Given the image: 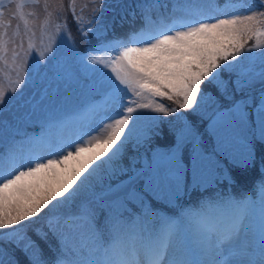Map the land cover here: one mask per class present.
<instances>
[{
  "label": "snow or ice",
  "instance_id": "1",
  "mask_svg": "<svg viewBox=\"0 0 264 264\" xmlns=\"http://www.w3.org/2000/svg\"><path fill=\"white\" fill-rule=\"evenodd\" d=\"M9 7L6 22L0 2V61L12 39L8 29L13 20L23 21L27 29L28 17L38 20L52 6L36 0V11L25 13L28 0H13ZM261 9L264 0H139L131 15L139 14L141 26L110 37L105 14L114 12V5L87 0L78 11L71 4L66 10L56 7L55 18L63 23L52 35L94 74L93 96L81 111L102 107L100 123L114 122L105 135L85 141L100 126L93 121L86 131L38 154L6 141L11 125L0 120V264H21L17 252L27 264H264V232L257 237L245 223L250 213L245 199L218 198L176 218L154 211V202L179 199L189 182L197 188L231 183L234 170H255L264 181ZM69 14L85 40L95 37L83 51L72 36ZM141 34L148 38L138 39ZM35 50L30 45L23 54L13 53L23 71L13 87H0V114L13 106L34 109L37 94L46 95L29 59ZM257 59L259 71L252 66ZM225 73L234 77L231 90ZM145 95L167 97L177 107L145 111L152 105L135 100ZM170 113L173 147L156 153L147 165L137 166L136 155L125 162L128 148L135 151L159 135ZM197 120L206 125L203 133ZM209 207L222 215L239 210L238 226L217 228ZM209 230L211 239L204 241ZM50 236L57 241L55 252Z\"/></svg>",
  "mask_w": 264,
  "mask_h": 264
},
{
  "label": "rangeland",
  "instance_id": "2",
  "mask_svg": "<svg viewBox=\"0 0 264 264\" xmlns=\"http://www.w3.org/2000/svg\"><path fill=\"white\" fill-rule=\"evenodd\" d=\"M3 3L6 16L5 21L7 22L8 14L12 12V8L9 7L13 0H0ZM47 2L52 7L49 8L48 13L40 14L39 19L36 20L33 17L27 18V29L25 24L21 20H13L12 28L8 29L9 35L11 36V41L8 43V50L4 53L3 61H0V87L5 89H10L15 85L17 79L18 71H23L19 69V61L16 60L13 55L14 52L23 54L25 50L29 48L30 45L35 47L34 56L29 58L32 60L34 67L39 71L40 75L37 77V83L46 89V95L41 97L40 94L36 96V107L25 111L24 109H18L13 106L9 110L0 114V120H7L11 127L7 130L5 134V140L9 143L15 141L22 150L34 151L38 154H42L49 150V146L53 142H62L65 139H69L73 134H78L81 130H87V127L96 121L99 123L97 130L93 131L90 136H86L84 139L87 141L90 138L103 136L106 134L107 125L113 123L114 121L105 120L102 123L101 117L105 112L102 107H97L94 111L89 110L87 113L81 111L83 105L93 96L91 89V84L94 79V74L92 71L83 67L79 61H77L68 49L65 47L63 42H60L58 35H52L56 32L57 26L63 23V18L56 19L54 15V9L58 6H62L65 10L68 8L69 4L74 5L75 9L78 11L87 0H39L40 6H43ZM139 0H105L106 5H114L115 11H108L105 14V22L110 23V34H116L118 31L125 29L126 27H136L142 24L139 14L133 18L131 12L135 10V5ZM160 4H171L172 0H158ZM29 7L25 9V13L35 12L36 0H28ZM90 6V5H89ZM159 11V9H157ZM264 11V9H261ZM250 14V13H249ZM68 23L71 27L72 36L75 39L76 46L83 51L89 43H95V37L90 36L88 40H85L79 32L76 30L75 24L72 22L71 14L68 15ZM19 24V29L17 30L16 25ZM51 25V27H49ZM178 30V29H174ZM34 33V34H33ZM52 35V39L49 40V36ZM146 34H141L138 39H147ZM8 40V37H5ZM255 43V39L248 42L246 47H251ZM138 46V45H130ZM54 53V56H53ZM102 55V54H95ZM115 55V53H112ZM51 57V59H49ZM38 61L39 63H36ZM245 66H248V62H245ZM256 71L261 68V63L257 59L252 65ZM110 71V69H108ZM27 74V73H25ZM224 79L229 80V90L232 88V79L227 73L223 74ZM259 84H256V88H259ZM39 89H37V92ZM99 99V97H96ZM138 103H150L152 105L151 109L145 111H153L156 107L164 106L168 108L177 107V105L168 100L167 97H154L150 95H145L143 97L135 98ZM210 103V102H209ZM129 106H135V104H130ZM182 112H188L190 110L181 109ZM161 117L164 116L163 113H156ZM118 118V117H117ZM168 121H174V115L169 114L165 118V121L160 124V134L153 136L147 141H143L140 147L133 151L130 146L125 155V162L130 155H136L138 159L137 166L147 165L152 157L156 153H163L168 151L173 147L175 138L169 129L172 124ZM47 125L48 131L44 133L40 130V133H36L38 127L37 124ZM83 126V127H82ZM197 126L203 133L206 125L203 121L197 120ZM4 145L0 144V148ZM73 150V149H68ZM160 150V151H158ZM56 158V157H49ZM254 170L249 171H239L234 170L232 173L233 177H238L239 180L249 179L253 174ZM234 178V179H235ZM215 183H206L204 186L197 188L194 184L189 182L186 192L194 193L198 189L209 187L208 189L214 188ZM186 192H182L180 197L182 198ZM197 194V193H196ZM195 194H191L193 196ZM176 200V198H171L170 200H164L161 198L162 203L166 205H171ZM157 203V202H154ZM159 203V202H158ZM261 210L264 211V203L260 204ZM74 210V206L73 209ZM215 220L216 227L221 230H228L229 225L224 220L225 215L216 213ZM261 218H263L262 226L264 229V213H261ZM240 217L237 220L239 223ZM219 221L224 223L225 226H219ZM231 224L233 222H230ZM238 223L234 226H238ZM245 223L249 224L255 235L258 236L260 227L254 215L249 213L245 219ZM233 228V229H234ZM204 241H209L211 239V230L203 235ZM51 244L53 245L52 251L56 250L57 241L55 238L50 236ZM46 255L47 248L45 246ZM78 251V250H76ZM79 253V251H78ZM17 256L21 261V264H27V260L22 253L17 252Z\"/></svg>",
  "mask_w": 264,
  "mask_h": 264
},
{
  "label": "trees",
  "instance_id": "3",
  "mask_svg": "<svg viewBox=\"0 0 264 264\" xmlns=\"http://www.w3.org/2000/svg\"><path fill=\"white\" fill-rule=\"evenodd\" d=\"M141 26L138 25L136 27H126L125 29L118 31L116 33V36H123L125 33L130 32L134 28H139ZM113 34H110L111 37ZM37 131L36 133H40V130H42L44 133L48 131V126L43 124H37ZM160 151V150H158ZM253 175L247 180H239L238 177H233L232 182L229 183L228 180H222L220 182H217L211 186L214 188L208 189L207 187L198 189L197 192L194 193H188L185 194L182 198L176 199L171 205H166V203H162L161 201L158 203H154V211L160 216V217H167V218H173L172 216H175L179 214V210L182 214L186 213H195L197 212L200 206H203V204L210 202L212 200L218 199V198H228V199H245L242 201V203L246 206H249L251 203V196H255L257 198V201L259 202L260 198H262V201L264 203V181H262L261 174L254 170L252 173ZM235 178V179H234ZM212 184V183H211ZM197 193V194H196ZM191 194H195L191 196ZM213 211H218L217 209L208 208V212L210 214L209 218L213 220L216 219V216L213 214ZM239 210H234L231 213V216L234 215L236 219H239V215L237 214ZM236 213V214H235ZM264 213V212H262ZM178 216V215H177ZM228 216V220L230 219V215ZM213 222H216L215 220ZM225 226V225H223ZM233 225L231 224L229 226V229H232ZM54 250L53 252H55ZM76 251V250H75ZM51 255V254H48ZM70 260H73L74 258L72 256L69 257ZM75 259H79V253L76 251Z\"/></svg>",
  "mask_w": 264,
  "mask_h": 264
}]
</instances>
